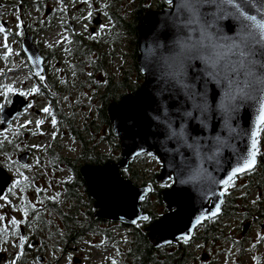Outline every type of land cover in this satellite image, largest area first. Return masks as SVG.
Masks as SVG:
<instances>
[{
    "label": "water",
    "instance_id": "1",
    "mask_svg": "<svg viewBox=\"0 0 264 264\" xmlns=\"http://www.w3.org/2000/svg\"><path fill=\"white\" fill-rule=\"evenodd\" d=\"M163 1L166 5L164 8L148 10L136 24L138 45L135 62L143 78L142 84L134 94H125L106 108L111 134L118 140L119 160L103 164V166H84L80 171L88 187L89 197L95 201L94 208L98 210L95 215L101 220L127 227L147 222L141 219L147 216L141 204L151 191H147L148 185L135 186L130 179H125L120 171L126 170L139 156H154L161 163V168L153 182L163 185L170 182L169 176L176 177L178 173L181 176L184 175L180 172V167L185 161L197 164L200 159L187 147H181V140L170 137L171 129L167 123H161L162 120L171 119L172 127L178 128L180 125L178 109L187 107L182 95L162 91L164 84L160 76L163 69L158 67V58L161 53L167 54L177 35L171 22L175 8L170 7L167 0ZM176 2L177 0H174V4ZM223 23L227 24L229 21ZM21 48L32 71L35 74L40 72L42 75L44 73L43 59L33 44L32 36L25 34ZM189 74L192 75L193 72L190 70ZM209 95L211 96V86ZM27 107L28 101L23 96L15 94L8 107L4 106L0 110L2 121L0 130L7 128ZM164 108H167V116L164 114ZM254 116V109L244 107L237 114L233 126L240 132H248ZM187 131L193 136L201 137L202 143H213V137L217 133L228 142L218 157L220 161L218 165L214 161L204 163L206 171L216 180L227 178L231 169L236 166V153L242 152L246 145L250 144L248 137H230L215 115L209 119L207 129L202 128L197 120H189ZM228 145H233L235 152L233 147ZM180 153H183V159ZM28 159L29 154L23 152L17 162L21 165L26 164ZM11 179L7 169L0 166V195L5 196ZM221 190L222 186H215L216 194L212 195L201 191L199 185L184 184L179 180L171 187L163 189L159 194L162 203L166 206V213L144 228L146 239L153 249L165 248L177 243L178 240L183 241L182 238L185 235L191 238L195 230L199 228V225L193 227L197 218L209 216L212 211H215L217 204L222 209L223 203L220 201H224L225 196L218 195ZM141 196L144 199H141ZM134 220L137 224L132 223ZM208 221L211 220L203 219L200 225Z\"/></svg>",
    "mask_w": 264,
    "mask_h": 264
},
{
    "label": "snow or ice",
    "instance_id": "2",
    "mask_svg": "<svg viewBox=\"0 0 264 264\" xmlns=\"http://www.w3.org/2000/svg\"><path fill=\"white\" fill-rule=\"evenodd\" d=\"M167 3L175 8L171 22L177 35L167 54L161 53L158 58V67L163 69L160 76L164 84L162 91L182 95L187 107L178 109L180 119L178 128L172 127L171 119L162 120L161 123H167L171 129L170 137L181 140V147H187L200 159L197 164L185 161L180 167V172L184 175L178 173L176 177L169 176L170 183L162 186L171 187L179 180L180 183L199 185L201 191L212 195L216 194L215 186H222L218 195L224 197L228 194L229 187L235 185L236 178L252 173L257 167L258 156L264 155L260 148L264 134V0H177L175 4L174 0H167ZM91 15L89 12L88 16ZM224 21L229 23L224 24ZM17 28H22V24L18 23ZM103 28L101 25V29ZM4 31V26L0 24V32ZM4 47L8 53L12 52L7 43ZM190 70L193 72L192 75L189 74ZM36 75L41 81L44 80L40 72ZM7 91L11 92L12 89L8 87ZM39 91V88L34 87L28 93L19 94L31 95ZM3 107L4 105L0 104V110ZM244 107H250L255 111L248 132H240L233 126L237 114ZM42 111L52 117L51 123L55 127L57 121L51 109L44 107ZM163 111L167 116V108ZM213 115L221 121L223 129L230 137L245 136L250 139V144L246 145L242 152L236 153V166L223 180L214 179L204 168V163L214 161L218 165L220 163L218 157L228 142L217 133L213 137V143H202L201 137L193 136L187 131L189 120H197L202 128L207 129L209 119ZM43 123V120H37V128ZM26 126L25 124L24 127ZM55 138L53 134V139ZM228 146L233 147L235 152L233 145ZM180 155L183 159V153ZM153 159L156 157L153 156ZM19 183L21 182L17 181L13 187ZM152 190L149 185L147 191ZM41 191L43 190L37 189L38 193ZM0 199L6 200V197L0 195ZM50 199L55 200L56 197ZM141 199L144 197L141 196ZM32 207L35 210V205ZM220 211L217 204L215 211L209 216L197 218L193 227L200 225L203 219L211 220L218 216ZM24 215L27 216V211ZM141 219L148 221L150 217L143 216ZM2 220L4 217L0 216V221ZM10 223L18 227L20 222L13 218ZM132 223L137 224L135 220ZM139 226L137 224V227ZM182 239L187 242L190 236L185 235ZM260 239L264 240V237ZM25 243L26 238L20 236L19 255H23ZM28 246L32 247L31 244ZM112 264H116V261L113 260Z\"/></svg>",
    "mask_w": 264,
    "mask_h": 264
},
{
    "label": "rangeland",
    "instance_id": "3",
    "mask_svg": "<svg viewBox=\"0 0 264 264\" xmlns=\"http://www.w3.org/2000/svg\"><path fill=\"white\" fill-rule=\"evenodd\" d=\"M38 1L44 0H0V3L10 4L11 6H7L4 9L0 8V12L3 14L0 17V24H2L5 28L4 32H0V104L3 105L5 100L7 99V95L9 93H13L14 91H22L28 93L32 88H36L35 83H33L29 79V75L26 71L19 70L18 73H15V70L21 69V60L16 58V54L19 51V47L15 43L13 34L18 31L17 28L18 23H22V16L27 20L29 17L35 19L42 16L44 13H38L35 10V4ZM135 0H118L115 6H118L120 11V15L125 16V10L130 11L131 4ZM161 0H149V5L152 10L157 9L155 7V3ZM26 7H24V4ZM46 3L44 5L45 9H54L60 13V15H65L66 13H70L71 16L69 18H65V21L71 20L74 18H78V25L75 28L77 33H81L87 29V34H89L88 29L92 26V20L97 17L98 13H101V22L104 28H112L113 22L109 21L106 17V14L109 10L113 11V7H107L110 4H113V0H45ZM29 7V8H28ZM28 8V9H27ZM69 10V11H68ZM89 12L92 13L91 17L88 16ZM19 17V19H18ZM126 18V17H125ZM129 22H131V18H127ZM55 26H59L58 20L54 22ZM85 26H87L85 28ZM64 33L60 31L59 28L55 30H51L50 32H46L41 35L40 41L47 45H54L60 42V39L63 37ZM86 35V34H85ZM84 35V36H85ZM5 36L7 39L5 40ZM65 36V35H64ZM7 43L8 47L12 49L11 53L7 52V49L4 47V44ZM106 46L102 48L101 52H109L111 47ZM129 39H122V46L120 49L121 54L130 52ZM124 58H116L112 60V68L115 70L114 65L121 64ZM125 67H129L132 64L131 58H125L124 60ZM130 68V67H129ZM143 79L140 80V84ZM10 87L12 89L11 92L7 91V88ZM29 99L32 100L33 108L30 110H26L23 114H21L18 119L11 122L8 128L5 130H0V139H5L6 137L10 140H15L16 133L20 135V143H17V146L20 147V152L14 154L10 157V159L5 160L6 167L10 171V175L13 177V185L16 184L17 181L22 182L24 178H27L26 184H30V179L34 176L35 173L43 172L49 175L51 170L45 169L39 171L36 169V161L37 158H43L47 155L46 149L49 147L51 143V137L53 134L52 117L42 111L44 107H48L46 105V101L44 97H41L37 93H32L28 95ZM78 96L74 95L71 97V101L65 102L63 105V113L65 116H70L69 107L72 103L77 100ZM69 99V98H68ZM82 104H87L85 100L82 101ZM78 114L79 122L83 121V119L87 117H95V109L85 108L84 113L80 111H74ZM91 115V116H90ZM43 120L44 123L37 128L36 121ZM31 121V123H27ZM27 125L24 127V125ZM22 142L25 145H29L37 154L33 156L30 155V160L28 167H24V165H20L17 163L18 157L22 154V151L26 149H21ZM63 144L67 147H75L72 140L68 139V137L64 138ZM66 154L71 153L67 151ZM70 149V148H69ZM19 150V149H18ZM98 150L101 153H110L111 147L106 144H99ZM22 167V168H21ZM137 172H139V180L131 179V181L137 186H141L143 181H151L152 178L157 176L160 173L161 163L157 159H153V157L142 156L136 160L134 165ZM55 175H59V178L69 179V174L66 170H62ZM35 183V182H34ZM243 183L242 180H239L237 184L234 186H240ZM38 182L36 181V186ZM34 185V184H33ZM28 187L23 184L20 189L18 187H11L12 195L6 197V200L0 199V216L4 217V220L0 221V228L7 230L9 233V237H6L2 242H5V245H2L0 242V254L4 253L8 256V262L13 264V261L18 262L20 258V249H19V235L20 227L24 229V232L29 235L33 240H37V237H40L42 240L40 241V245L43 247V253L39 254L44 259L39 264H112V261L115 260L116 264H125L126 262V252L129 250L130 244V227L123 228L120 227L119 224L114 223H106L100 224L101 229H97L95 233L88 234L83 237V239L78 242L76 245L72 246H63L62 242L55 245L53 241H49L48 235L38 233L37 228H42L38 222L36 221V215L40 214L44 222L47 226H49V230L51 227L54 230L56 227L59 229L60 221L59 216L52 213L50 210H46L43 208V203L45 202L44 198L56 197V202H59L58 192H60V188L52 191L53 194H50L46 197L32 196L30 192H28ZM166 189V188H163ZM232 187H229L228 192H231ZM259 192L252 193L247 202L250 204L257 202V198H259ZM43 201V203H39V201ZM155 196H151L150 204L152 208L156 209V211L161 213V216L166 213V210L162 214V209L165 208L155 206L156 204ZM24 204H28L30 206L35 205V209L38 211L36 215H31L30 212L27 211V216L24 215L26 211L24 208ZM33 209V207H32ZM32 211V210H31ZM65 214L66 211H63ZM15 218L19 221V225L13 226L10 221ZM161 218V217H160ZM159 218V219H160ZM229 228L225 231V234L232 238H240V235L244 234L245 237H248L247 242L242 244H234L233 242L228 241H212V242H201L195 241L192 243V252L193 256L189 260V264H264V240L261 242L260 237H264V233L262 232V225L258 224L257 227H254L250 230H246V232L241 231V233L237 230V227L234 226L236 224L235 220L231 222H226ZM243 228V227H242ZM203 225L196 231L195 235L203 230ZM18 230V231H17ZM48 230V232H50ZM47 232V233H48ZM261 236L259 237V235ZM14 235V237H13ZM50 235V234H49ZM235 235V236H234ZM12 240H9L12 238ZM203 260V257H206ZM1 262V264H4ZM31 264H34L33 262ZM35 264H38L37 262ZM128 264V262L126 263Z\"/></svg>",
    "mask_w": 264,
    "mask_h": 264
},
{
    "label": "flooded vegetation",
    "instance_id": "4",
    "mask_svg": "<svg viewBox=\"0 0 264 264\" xmlns=\"http://www.w3.org/2000/svg\"><path fill=\"white\" fill-rule=\"evenodd\" d=\"M44 2L39 1L38 7L44 8V5L46 4ZM117 3L118 0H114L113 4H110L107 7V9L113 7V12L116 13L114 15L116 20H112L113 27L109 29H101V25H103L101 22V13H98L97 17L91 21L94 26L88 29L89 34H87V29L79 34L77 33V30H75L78 25V18H74L73 21L68 20L64 22L65 18H69L71 16L70 13H66L65 15L61 16L60 13L54 9H45L44 14H42V16L39 15V17L35 19L25 20L24 16H22V28H19L18 31H16V33L12 35V37H14L15 43L19 47V51L17 52L18 55L16 54V58L21 60V69L15 70L14 72L18 73L19 70L26 71V73L29 75V79L33 83H35L36 88L40 89L37 94L45 98L46 105H48V107L51 109L52 114L58 113L59 111L63 112V105H65V102L71 101V97H73L74 95L78 96L77 100L74 103L71 102V105L68 106L70 110L69 115L71 116L72 121H68L66 124L57 123L55 127H53L52 125L53 134H55L56 138L53 139L52 134V141L49 147L46 149L47 155H45V157L43 158H37V161L39 162L36 161V169H39V171L50 169L51 175L47 173L45 174L43 172L35 173L34 176L29 180V186L25 183L27 182L25 178L21 183L17 184L16 186L20 189L23 184L26 185L28 187V192H30L32 196L36 195L44 198L46 196H49L50 194H53L52 191H54L55 189L65 188L66 182H74L76 180L77 174L81 176L80 171L81 168L84 166H103L98 165L96 163L91 164L90 162H86L85 159L87 158V153L84 149L85 146H87L88 149L93 150L94 156L98 154L103 155L104 153H101L98 150V146L99 144L104 143L103 133L104 129L108 131L107 127L103 129L100 124L96 121L92 123L93 117H87L83 119V121L79 122L78 114L74 111H80L81 113H84L85 108L89 107H94L95 111L101 109L103 104L100 103L99 100L100 91H104L106 87L112 85L113 83L120 84V89H122V92L120 94L123 95L124 93H126V91L127 93L128 91L130 92V79L128 76V71L130 68L127 67L128 65H126L125 67L124 60L125 58H132L133 56L132 54L134 48V37L125 32L123 25V23L125 22L123 21V16L120 15L121 9H119L118 6L114 5ZM7 6L11 5L2 3L0 8L4 9ZM2 15L3 14L0 12V17ZM119 16L122 18V21H119ZM56 20H58V27L60 31L64 33L65 36L63 35L59 43L50 46L41 42L40 38L42 34L50 32L54 27H56L54 24ZM44 27L46 29H44ZM25 34L27 36H32L33 44L38 49L43 59V81H41L39 79V76H37L34 71H32L28 60L26 59L23 51L21 50L22 41L24 39ZM65 37L67 39H65ZM80 38L82 40V45L79 44ZM123 38H125V40L129 39V44H131V46H129L130 52L128 54H121L120 52ZM110 44L113 45L110 51L102 53V48L110 46ZM79 58H81L80 61ZM116 58L124 59L122 60L121 64L114 65L115 70H113L112 60ZM96 69H99V71H97ZM20 92L22 91H14L13 94L15 93L19 95ZM23 96L25 97V99L28 100L29 105H31V107L27 108L26 110H31L33 108L32 100L29 99L28 95ZM83 100H85L87 104H82ZM5 102L3 103V105L8 106L9 101L7 104H5ZM26 110L21 112L20 115L23 114ZM20 115H18V117ZM18 117L16 119H18ZM65 137H68V139L72 140L75 147H69L70 149H67V147L63 144ZM263 138L261 140H263ZM21 148L26 149L25 151L32 156L34 154H37L34 149H32L29 145L23 144V142ZM260 148L261 152H264L263 143H260ZM66 149L71 153L66 154ZM260 164L263 170V174L261 177L262 187L260 189L261 191L259 193V198H257V202H260V204L257 206L259 208L258 213L261 214L260 220H258L257 223L249 221L245 219L244 214L238 210H236L234 216L229 219H225L223 215L220 216L217 219L220 235L222 238V241L220 242H223L225 240L228 242L231 241L234 244L236 243L238 245L247 242L248 237H245L244 234L240 235L239 239H237L236 237L232 238L225 234V231L229 228L226 222H231L234 220L236 222L234 226L237 227V230L240 233L241 231L246 232V230H250L254 227H257L258 224L262 225V232L264 233L263 158ZM62 170L67 171V173L69 174V179H62L59 178V175L54 174V172H56L57 174ZM243 177L244 175L237 177L235 180V184H237L239 180L244 181ZM151 180H153V178ZM36 181L38 182L37 186ZM155 184L162 187L161 184ZM151 186L152 189H154L152 184ZM11 187H13V181L11 182L9 188H7L8 191L5 197L12 195V192L9 191ZM238 187L239 186H232L231 192H228L230 193V199H234L236 202L239 200V191H237ZM37 189H42L43 191L38 193ZM48 201H51V199L49 198ZM256 204V202L250 204L246 200L244 207L246 206L248 208H252V206ZM86 211L87 210L84 209V212ZM51 212L55 215H58L60 221V213L58 214L53 211ZM96 212L97 210L95 209L94 217L100 222L97 225V229H101L100 224H106L107 222L105 223L103 220H100L95 215ZM250 213L253 214L252 211H250ZM51 228L49 230L50 232H44V234L49 236L48 239L58 244L60 240H62L63 233L57 227L54 230H52ZM19 230L20 235L26 238V243L23 249V255H20L22 260L20 264H31L32 262L34 264L36 262L38 264L41 263L44 258L39 255L43 253V247L40 245L39 240L42 239L40 237H37V240L35 241L24 232V229L22 227H20ZM260 236L261 234L259 235V237ZM13 237L9 240H12ZM260 241L262 242L263 240L260 239ZM1 244L5 245L6 243L2 242ZM29 244H31L32 247H29ZM3 260L5 261L4 264H10L8 262V256L4 253L0 254V264L1 262H3Z\"/></svg>",
    "mask_w": 264,
    "mask_h": 264
},
{
    "label": "trees",
    "instance_id": "5",
    "mask_svg": "<svg viewBox=\"0 0 264 264\" xmlns=\"http://www.w3.org/2000/svg\"><path fill=\"white\" fill-rule=\"evenodd\" d=\"M149 0H135L131 4V10H125V16H123V23L125 32L130 34L133 39L134 48H133V56H132V64L129 66L130 69L128 71V76L130 79V85L128 93H135L140 85V80H142V75L139 72L138 67L136 66V56H137V32H136V24L138 19H140L144 14L150 9V5L148 4ZM24 7H26V4ZM164 6L163 0L155 3V7L157 9H161ZM29 8V7H28ZM27 8V9H28ZM36 8V7H35ZM39 10L43 11V8H39ZM116 13L109 12L108 17L112 20H116L114 17ZM126 17V18H125ZM131 18V22L128 21V18ZM119 16V21L122 19ZM44 29H46L44 27ZM79 44L82 45V40L80 38ZM81 58H79V61ZM97 61V60H96ZM97 65V63H96ZM99 71V69H96ZM122 86V85H121ZM122 89H120V84L113 83L105 88L104 91H100L99 100L100 103L103 104L102 108L98 111H95V117H93L92 123L95 121L100 124V126L104 129L107 127L108 131L104 129L103 138L104 144L111 147V152L103 155H93V150L88 149L85 146V152L87 153L86 162H90L91 164L96 163L98 165H103L109 162H115L119 160V144L118 140L114 138L111 134V129L109 126L108 117L106 115V108L112 104V102H117L120 100L126 93L123 95L120 94ZM11 96V95H10ZM10 99V98H9ZM8 99V100H9ZM55 116L57 123H67L68 121H72L71 116H65L63 112H58L52 114ZM15 140H10L7 137L5 139H0V166L8 167L5 164V160L10 159V157L17 152H20V147L17 146V143H20V135L16 133ZM264 134H262V138ZM17 142V143H16ZM261 143L264 144V138L261 140ZM19 149V150H18ZM263 156V155H262ZM259 156L257 167L255 170L250 173L244 175L243 183L237 188L239 191V200L236 202L234 199H230V194L225 197L224 204L221 210V216L223 215L225 219H229L234 216L236 210L242 212L244 214L245 219L257 223L260 220V213H258V205L260 202H256V205H253L252 208L244 207L245 201L247 197L251 193H255L257 191H261L262 187V174L263 170L260 166L262 158L264 156ZM136 161L131 163L130 167L124 171H120L124 178L136 179L139 180V172L136 171L134 165ZM143 185L152 184L153 190L151 191V195L145 199V201L141 204L143 212L150 217L147 223L141 224L139 227H130V247L126 254V262L128 264H189V260L193 256L192 252V243L195 241L201 242H212V241H220L221 235L218 226V220L213 219L209 222L204 223L203 230L192 237V241L184 242L182 240L178 241L176 244L161 248V249H153V247L149 244L146 239V232L144 227L148 224H152L157 221L161 217V213L156 211V209L152 208L150 204L151 196H155L156 204L155 206L163 207L165 206L160 199V192L163 188L156 185L151 181H143ZM136 185V184H135ZM87 186L85 185L82 177L77 174L76 180L74 182H66L65 188H62L58 194V198L60 202L56 201H46L43 208L49 209L53 212L60 213V221L61 225L59 229L63 233L62 242L63 246H72L76 245L83 239V236L95 233L97 230V225L100 223L98 219L94 217L93 208L95 205V201L89 197ZM257 201V200H256ZM24 208L26 211L30 212L31 215H36L38 212L36 209H32V206L28 204H24ZM84 209L87 211L84 212ZM32 210V211H31ZM63 211H66L64 214ZM165 208L162 209V214L164 213ZM252 211L253 214L250 213ZM257 213V216H256ZM36 221L42 227L41 229L38 227L37 231L44 234V232H48L49 226L46 225L44 220L42 219L40 214L36 215ZM120 227L128 228L123 225ZM7 236V230H3L0 228V241ZM59 242V243H60ZM19 264V262H17Z\"/></svg>",
    "mask_w": 264,
    "mask_h": 264
}]
</instances>
